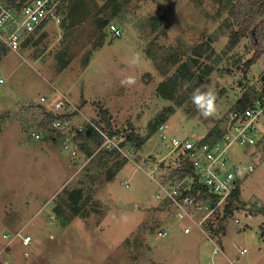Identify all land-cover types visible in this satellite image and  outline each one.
<instances>
[{"label": "rangeland", "instance_id": "obj_1", "mask_svg": "<svg viewBox=\"0 0 264 264\" xmlns=\"http://www.w3.org/2000/svg\"><path fill=\"white\" fill-rule=\"evenodd\" d=\"M70 1V22L47 24L16 52L0 49V264H206L214 245L195 227L183 234L173 209L156 199L158 186L147 172L169 140L162 142L158 128L149 127L171 107L167 139H202L245 91L261 86L264 52L247 68L250 40L227 48V16L224 10L215 15L218 0ZM96 19L105 22L102 30ZM111 25L120 36H112ZM199 46L204 56L192 66ZM184 61L196 74L204 65L212 71L201 82L182 81L166 99L157 88L168 92L166 79ZM127 76L136 84L122 86ZM201 85L217 97L214 116H201L191 102ZM63 97L77 109L76 124L96 121L118 141L133 133L146 139L144 145H127L114 155L79 148L70 158L60 134L44 124ZM251 155L254 169L240 181L224 234L210 235L223 253L214 256L216 264H264V141ZM123 159L106 182V170ZM77 188L84 216L68 204L67 192ZM162 227L169 228L166 237L157 235ZM25 236L31 237L27 246Z\"/></svg>", "mask_w": 264, "mask_h": 264}, {"label": "built area", "instance_id": "obj_2", "mask_svg": "<svg viewBox=\"0 0 264 264\" xmlns=\"http://www.w3.org/2000/svg\"><path fill=\"white\" fill-rule=\"evenodd\" d=\"M69 1L25 0L21 4H10L0 0V47L16 52L47 24L61 23ZM110 32L113 37L121 35L120 30L112 25ZM3 81L0 77V83ZM256 90L258 93L246 107L231 108L226 113L219 124L221 135L213 142L188 137L167 139V126L164 122L157 127L161 132L160 140H169L167 152L147 175L158 186L156 199L173 209L174 225L185 235L190 234L191 228L195 227L214 245L206 264H216L214 256L217 253L223 255L217 240L210 237L208 223L212 222L215 228L223 219L224 209L231 201L234 191L240 189L241 179L254 169L251 151L264 141V81ZM67 104L64 97L60 98L54 103L52 110L47 112L52 115L49 127L60 134L61 147L68 151L70 158H74L79 152L74 138L88 124L93 123L76 124L73 116L77 109ZM70 108L74 111H70ZM95 129L103 137L98 149H116L122 152L119 147L122 140L118 141L119 137H109L104 131L97 127ZM38 137L36 134L35 138ZM189 163L190 171L179 178L176 171L184 169ZM168 233V227L157 230L158 237H166ZM21 238L23 246L31 242L30 236ZM244 252L245 249L240 254Z\"/></svg>", "mask_w": 264, "mask_h": 264}, {"label": "trees", "instance_id": "obj_3", "mask_svg": "<svg viewBox=\"0 0 264 264\" xmlns=\"http://www.w3.org/2000/svg\"><path fill=\"white\" fill-rule=\"evenodd\" d=\"M7 3L10 4H16L18 2L19 4L23 3L25 0H4ZM219 6L215 11V15L217 17H220L221 11L224 10L226 12V19H225V26L229 30V36H228V43L227 48L232 49L234 48L237 43L241 39H249L251 42V47L254 50L251 57L245 61V66L248 68L250 67L254 62H256L261 54H263L264 50V0H218ZM73 3V2H72ZM71 1L67 3L66 5V15L64 19L62 20V24H65L67 22H70L74 16L73 8ZM74 5V3H73ZM74 7V6H73ZM97 28L99 30H102L104 27L105 22L101 21L100 19H96ZM102 39V37L100 38ZM30 41V40H28ZM27 41V42H28ZM209 45L205 44V49H209ZM1 50H3L2 47H0ZM205 50L201 46L194 48L192 50L193 57L191 58V65H199V59L204 56ZM171 58L173 59V63L176 64L178 62V59L175 55H172ZM190 63L187 61L181 62L177 65L175 68V71L172 75H170L166 82L169 83V90L168 92H164L162 85H160L157 90L158 92L165 97L166 99H172L177 87L182 81H191L193 79H197L198 82H201L203 78L207 77L211 71L212 67L209 65H204L203 68L199 73H194L190 70L191 66ZM63 64H66V61L63 62ZM261 81H263L261 79ZM256 89H248V91H245L239 99L236 100L234 105L232 106L233 109H242L246 107L256 96L257 94ZM173 108H165L162 112L156 115V117L152 120L150 124V131L154 132L156 131L157 127L166 121L168 114L172 112ZM52 119V115L49 112H46V117L44 120L45 125H49ZM96 122V121H95ZM88 124L85 129L78 134L74 141L78 145V147L81 150L86 151L89 155L99 148L103 141V137L100 134L95 127L98 128L100 131H104L103 128L99 127L97 123ZM105 132V131H104ZM106 134L111 137L114 135H117L111 129L106 132ZM221 135V130L218 124H214L210 129H208L207 133L203 137L202 141L205 142H213L219 138ZM79 136V137H78ZM125 137L124 140H122L119 143V147L123 148L125 146H129L131 144L134 145L135 148L140 149L146 139L138 137L134 135L133 133H127L126 135L123 134ZM105 152H109L111 155L119 154V152L116 149L111 150H103ZM126 163V160L123 159V161H116L114 162V165L112 167H109L106 170V182H109L113 176L118 172V170ZM190 163L185 167L184 169H181L179 171H176L179 175V178L184 177L189 171H190ZM170 175H173L170 174ZM239 196V189L237 188L231 198V201L226 205L224 209V217L222 220L218 222L217 225H215L212 222L208 223L207 229L211 236H219L223 235L225 228L222 225V221L227 215H230L233 204L238 200ZM67 199L69 201V206L74 215H83V209L82 205L80 206V201L82 199V189L77 188L74 190H71L67 192Z\"/></svg>", "mask_w": 264, "mask_h": 264}, {"label": "clouds", "instance_id": "obj_4", "mask_svg": "<svg viewBox=\"0 0 264 264\" xmlns=\"http://www.w3.org/2000/svg\"><path fill=\"white\" fill-rule=\"evenodd\" d=\"M135 84L136 78L134 76H127L121 81L122 86H132ZM216 100V95L210 90L208 85H201L191 97V102L195 105L198 113L205 118L216 114Z\"/></svg>", "mask_w": 264, "mask_h": 264}, {"label": "crops", "instance_id": "obj_5", "mask_svg": "<svg viewBox=\"0 0 264 264\" xmlns=\"http://www.w3.org/2000/svg\"><path fill=\"white\" fill-rule=\"evenodd\" d=\"M35 35H36V34H35ZM35 35H34V36H35ZM34 36H33V37H34ZM33 37H32V38H33ZM32 38H31V39H32ZM31 39H29V40H31ZM26 42H27V41H26ZM3 49H5V48H3ZM83 100H85V98H84ZM83 107H85V103L83 104V106H81V108H83ZM245 252H246V251H245ZM245 252H244L243 254H245ZM243 254H242V255H243ZM240 255H241V254H240Z\"/></svg>", "mask_w": 264, "mask_h": 264}, {"label": "water", "instance_id": "obj_6", "mask_svg": "<svg viewBox=\"0 0 264 264\" xmlns=\"http://www.w3.org/2000/svg\"><path fill=\"white\" fill-rule=\"evenodd\" d=\"M261 79L264 81V74L261 76Z\"/></svg>", "mask_w": 264, "mask_h": 264}]
</instances>
